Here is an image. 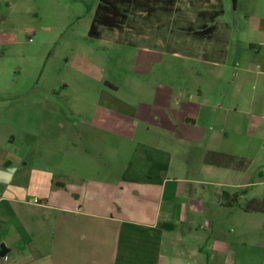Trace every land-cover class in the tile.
I'll use <instances>...</instances> for the list:
<instances>
[{"label": "crops", "instance_id": "obj_1", "mask_svg": "<svg viewBox=\"0 0 264 264\" xmlns=\"http://www.w3.org/2000/svg\"><path fill=\"white\" fill-rule=\"evenodd\" d=\"M226 49H210L215 65L225 64ZM150 92L118 101L110 116L97 100L90 115L71 108L76 121L36 108L22 130L7 126L0 139V244L7 252L0 264H264V213L225 204L252 184L243 181L246 169L203 161L214 150V123L226 126L228 110L199 87L196 94ZM44 124L66 135L64 159L52 146L42 152L51 160L41 161ZM204 187L213 207L203 204Z\"/></svg>", "mask_w": 264, "mask_h": 264}, {"label": "rangeland", "instance_id": "obj_2", "mask_svg": "<svg viewBox=\"0 0 264 264\" xmlns=\"http://www.w3.org/2000/svg\"><path fill=\"white\" fill-rule=\"evenodd\" d=\"M97 2L0 0V139L8 125L22 130L21 120L36 108L76 121L71 108L90 115L92 101L102 100L110 116L118 101L148 99L152 90L196 94L199 87L228 110L226 126L214 123V150L247 161L243 181L252 184L242 187L244 197L264 195V102L256 101L264 96V0H238L235 9L220 0L210 39L188 30L206 22L217 0H176L170 12L155 3L132 9L121 29L101 28L100 38L92 39L87 31ZM215 46L227 48L223 66L214 64ZM219 92L225 102L217 100ZM41 142L43 163L51 158L42 152L52 146L66 157V135L44 124ZM204 188L203 204L213 207L210 186Z\"/></svg>", "mask_w": 264, "mask_h": 264}, {"label": "trees", "instance_id": "obj_3", "mask_svg": "<svg viewBox=\"0 0 264 264\" xmlns=\"http://www.w3.org/2000/svg\"><path fill=\"white\" fill-rule=\"evenodd\" d=\"M176 0H98L87 35L89 38L97 39L101 36V28L121 29L127 21L131 19L132 9L153 8L150 6L155 3L159 9L164 12L172 11ZM217 9L206 12L207 20L200 28L188 30L189 34L199 39H210L216 30L214 20L222 13L220 0ZM238 0H230L232 9L237 6ZM203 161L206 164L218 167H232L235 169H245L247 161L242 157L227 155L215 150H208L204 153ZM243 190L235 191L228 195L225 204L228 207H239L244 212H259L264 213V195L260 198L251 197L245 199L242 204H239L240 199L244 196ZM160 227L164 229H172V224L161 223Z\"/></svg>", "mask_w": 264, "mask_h": 264}, {"label": "water", "instance_id": "obj_4", "mask_svg": "<svg viewBox=\"0 0 264 264\" xmlns=\"http://www.w3.org/2000/svg\"><path fill=\"white\" fill-rule=\"evenodd\" d=\"M6 252H7V248L4 246L3 243H1L0 244V258L5 256Z\"/></svg>", "mask_w": 264, "mask_h": 264}]
</instances>
